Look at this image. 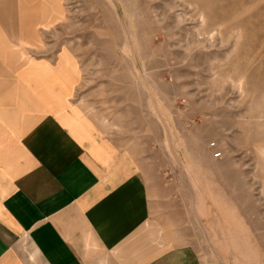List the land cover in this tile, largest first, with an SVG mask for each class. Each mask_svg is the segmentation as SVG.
Listing matches in <instances>:
<instances>
[{
  "label": "rangeland",
  "instance_id": "1",
  "mask_svg": "<svg viewBox=\"0 0 264 264\" xmlns=\"http://www.w3.org/2000/svg\"><path fill=\"white\" fill-rule=\"evenodd\" d=\"M33 5L53 24L29 56L73 57V102L144 166L153 217L198 264H264V0Z\"/></svg>",
  "mask_w": 264,
  "mask_h": 264
},
{
  "label": "crops",
  "instance_id": "2",
  "mask_svg": "<svg viewBox=\"0 0 264 264\" xmlns=\"http://www.w3.org/2000/svg\"><path fill=\"white\" fill-rule=\"evenodd\" d=\"M33 1L0 0V264H198L139 159L73 102V57L29 56L53 24Z\"/></svg>",
  "mask_w": 264,
  "mask_h": 264
},
{
  "label": "built area",
  "instance_id": "3",
  "mask_svg": "<svg viewBox=\"0 0 264 264\" xmlns=\"http://www.w3.org/2000/svg\"><path fill=\"white\" fill-rule=\"evenodd\" d=\"M220 156H221V154H220L219 152L214 154V157H215L216 159L220 158Z\"/></svg>",
  "mask_w": 264,
  "mask_h": 264
}]
</instances>
